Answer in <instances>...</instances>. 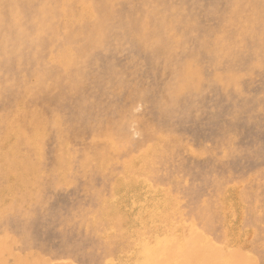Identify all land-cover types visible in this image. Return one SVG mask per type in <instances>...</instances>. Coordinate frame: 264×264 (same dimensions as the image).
I'll return each mask as SVG.
<instances>
[{
    "label": "rangeland",
    "instance_id": "obj_1",
    "mask_svg": "<svg viewBox=\"0 0 264 264\" xmlns=\"http://www.w3.org/2000/svg\"><path fill=\"white\" fill-rule=\"evenodd\" d=\"M196 211L264 264V0H0V264L227 263Z\"/></svg>",
    "mask_w": 264,
    "mask_h": 264
},
{
    "label": "bare ground",
    "instance_id": "obj_2",
    "mask_svg": "<svg viewBox=\"0 0 264 264\" xmlns=\"http://www.w3.org/2000/svg\"><path fill=\"white\" fill-rule=\"evenodd\" d=\"M100 29V28H99ZM98 35V37H99V35H101V32L99 33V34H97ZM97 35H96V40H93V42H96L97 41V39H98V37H97ZM230 142V141H229ZM224 145V144H223ZM236 147V146H235ZM228 151H229V149H228ZM257 152V151H256ZM236 154V153H235ZM139 156V155H138ZM174 164V163H173ZM186 172V171H185ZM184 172V174H186ZM227 172V171H226ZM153 173V172H152ZM187 173H189L188 172V170H187ZM225 173V172H224ZM228 173V172H227ZM132 174V173H131ZM229 174V173H228ZM154 175V174H153ZM152 175V176H153ZM186 175H188V174H186ZM151 176V175H150ZM159 176V175H158ZM185 176V175H184ZM190 176V175H189ZM204 176H206V174L204 175ZM224 176V175H223ZM143 177V176H142ZM225 178H227V177H225ZM196 179V178H195ZM205 179H206V177H205ZM208 179H210V178H208ZM212 179V178H211ZM222 179V178H221ZM229 179V178H228ZM143 180H145L144 178H143ZM192 181H194V180H192ZM230 181V180H229ZM239 181V180H238ZM196 182V181H195ZM143 183L144 184H146V182L145 181H143ZM148 183V182H147ZM201 183V182H200ZM212 183V182H211ZM226 183V182H225ZM240 183V182H239ZM216 184H218V183H216ZM227 184V183H226ZM233 184V183H232ZM237 184V183H236ZM260 184V183H259ZM147 185V184H146ZM151 185V184H150ZM168 185H170V184H168ZM193 185V184H192ZM191 185V186H192ZM197 185V184H196ZM207 185V184H206ZM219 185V184H218ZM222 185H224V184H222ZM209 186V185H208ZM213 186V185H212ZM211 187V186H210ZM197 188V187H196ZM195 188V189H196ZM190 189H192V188H190ZM210 189V188H209ZM169 190V189H168ZM167 190V191H168ZM212 190V189H211ZM217 190V189H216ZM165 191V190H164ZM188 191H189V189H188ZM159 192V191H158ZM170 192V191H169ZM168 192V194H169V196H170V194H171V192L169 193ZM192 192V191H191ZM207 192H208V190H207ZM256 192V191H255ZM162 193V192H161ZM113 194V193H112ZM195 194V193H194ZM186 195H188V193L186 194ZM193 195V194H192ZM201 195V194H200ZM134 196H135V194H133L132 196L130 195L129 196V198H134ZM191 196V195H190ZM168 198V197H167ZM172 198V197H171ZM201 198V197H200ZM210 198H211V196H210ZM104 199V198H103ZM174 200V199H173ZM188 200H189V198H188ZM202 200H204V198L202 199ZM185 201V200H184ZM92 202V201H91ZM104 202V201H103ZM186 203V202H185ZM169 204H170V206L172 207L171 209H173V210H178V208H177V206H175V204H173V202L172 201H170L169 202ZM82 208V207H81ZM14 210V209H13ZM45 211V210H44ZM171 212V211H170ZM179 212V211H178ZM197 212H199V211H196V212H194V214H192V215H190L189 213H188V217L186 218L185 216V213H184V217H185V219L184 218H181L180 220H179V223H180V228H182V229H188V230H190L191 231V233H193L194 234V236H195V238L198 240V242L199 243H189V244H195V245H202L203 247L204 246H207V248H218V247H223V249L222 250H219L220 252H222L223 253V255L226 257V262L227 263H225V264H261V263H259L258 262V260L257 259H254L253 257H250L249 255L250 254H246V255H243V254H240V252H238V251H236V250H234V249H231V247H229L228 245H226L227 247H224L225 245H224V243H219V242H217V241H215V240H213L212 238H211V236H210V234H209V236H208V233H209V231H210V226L212 225H210V222H206L203 226H201L200 225V220L204 217V216H200V215H198L199 213H197ZM203 212V211H202ZM14 213V212H13ZM13 213H12V215H13ZM34 213V212H33ZM106 213V212H105ZM182 214V213H181ZM4 215H5V213H4ZM179 215V214H178ZM190 215V216H189ZM196 215H198V216H196ZM13 216H15V215H13ZM22 217V216H21ZM1 218H2V216H1ZM0 218V219H1ZM173 218V217H172ZM175 218V217H174ZM205 218H208V216L206 215L205 217H204V219ZM34 219V218H33ZM210 219H208V221H209ZM226 221V220H225ZM99 222V221H98ZM114 221H112V223H113ZM203 222V221H202ZM102 223H103V221H102ZM175 223V222H174ZM105 224V223H104ZM176 224V223H175ZM214 224V223H213ZM179 225V224H178ZM100 226H101V224H100ZM112 226H114V225H112ZM116 226V225H115ZM174 226V225H173ZM60 228V227H59ZM113 228V227H112ZM173 228V227H172ZM171 228V229H172ZM178 228V227H177ZM72 229V228H71ZM35 230V229H34ZM245 230V229H244ZM40 231V230H39ZM106 232V231H105ZM188 232V231H187ZM169 233V232H168ZM151 234V233H150ZM188 234V233H187ZM145 235H147V234H145ZM170 235V234H169ZM79 236V235H78ZM143 237V236H142ZM182 238H184V237H182ZM140 239V238H139ZM191 239V238H190ZM184 240V239H183ZM152 241V240H151ZM154 241H155V239H154ZM128 243V242H127ZM155 243V242H154ZM230 244V243H229ZM139 245H140V242H139ZM181 245V244H180ZM127 246V245H126ZM232 246V245H231ZM130 247V246H129ZM200 247V246H199ZM128 248V247H127ZM130 250V249H129ZM248 250V249H247ZM250 250V249H249ZM126 251H128V249L126 250ZM125 251V252H126ZM139 251V250H138ZM137 251V252H138ZM7 252V251H6ZM31 252V251H30ZM114 253V252H113ZM136 253V252H135ZM214 255L215 254V251H213V252H211V253H209V257H210V255ZM138 256V255H137ZM40 257V256H39ZM143 257V256H142ZM170 257H172V255L170 256ZM200 257V256H199ZM189 258V257H188ZM186 258L185 256H184V264H197L198 262H195V260H200L201 258H198L197 256H195V255H191V258ZM123 259H124V257H123ZM127 259V258H126ZM43 260H44V258H43ZM49 260V259H48ZM102 260V259H101ZM128 260V259H127ZM103 261V260H102ZM201 261H203V260H201ZM50 262V261H49ZM109 262H110V260H109ZM58 264H60L59 263V261L57 262ZM56 263V264H57ZM119 263V262H118ZM221 263V262H220ZM69 264V263H68ZM110 264H113V262L111 263L110 262ZM132 264V263H131ZM183 264V263H182ZM200 264H213V262L212 261H210V262H203V263H200Z\"/></svg>",
    "mask_w": 264,
    "mask_h": 264
},
{
    "label": "crops",
    "instance_id": "obj_3",
    "mask_svg": "<svg viewBox=\"0 0 264 264\" xmlns=\"http://www.w3.org/2000/svg\"><path fill=\"white\" fill-rule=\"evenodd\" d=\"M123 243L125 244V246L119 249L117 253L115 249H113V251L110 252L111 256H109L108 258H105L104 256L102 258L103 261L99 259V264H110V262L111 263L113 262V264H131V263L139 264L141 262H144V264H182V263L184 264L185 262L184 256L186 257V255L184 252H182L183 251L182 243L179 242L169 243L162 241L160 243L155 244L153 248L146 249L143 255L139 253L137 249L138 247L137 243H133V242L127 243V241H124ZM224 245H225L224 247H227L226 244ZM204 247H205L204 250H208V251H216L223 249V247H218V248H207V246ZM127 249L128 251H126ZM171 255L172 257H170ZM199 261L200 260H195V262H199Z\"/></svg>",
    "mask_w": 264,
    "mask_h": 264
}]
</instances>
